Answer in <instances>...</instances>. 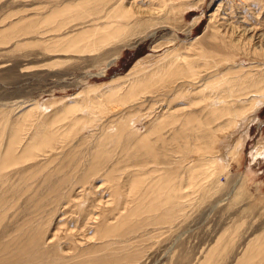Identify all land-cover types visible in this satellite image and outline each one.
I'll use <instances>...</instances> for the list:
<instances>
[{
    "label": "rangeland",
    "instance_id": "1",
    "mask_svg": "<svg viewBox=\"0 0 264 264\" xmlns=\"http://www.w3.org/2000/svg\"><path fill=\"white\" fill-rule=\"evenodd\" d=\"M172 3L176 8L166 16L157 0H0V35L9 39L3 40L7 44H0V143L5 144L14 131L20 130L22 143L14 145V152L20 156L23 145L31 137L40 140L41 135L44 139L47 131L59 132L51 148L37 151L41 155L27 165L10 167L6 171L10 173L5 176L6 182H0V264H53L57 260H60L58 264H75L81 260L87 261L83 264H91L93 258H101L99 261L103 262L108 256H116L121 260L134 251L139 253L138 257L123 264H241L251 245L264 243V153L257 158L254 156L264 149V105L253 122L243 124L245 127L241 132L247 135L237 156L228 152L237 139L235 136L227 137L230 130L219 136L218 152L211 154L218 159L219 166L213 170L215 174L210 181L208 179L200 187L188 189L187 194H193L195 201L190 207L182 205L178 220L168 218L167 223L161 224H154L152 221L155 220H151L150 226L137 232L122 227V239L130 243L116 244L107 238V244L98 246L91 244L99 238L95 237V221L88 220L87 225L81 222L78 206L90 197V191H85L80 179L89 169L92 154L97 148L96 141L103 129L124 113L141 108L142 121L139 120L140 124H135V127L144 132L153 102H158L156 112H164L163 104L166 102L161 101L174 99L172 92L165 93V98L153 93L144 97L143 103L122 104L120 97L126 93L125 87L129 85L127 89H130L132 83H121L122 87L114 90L103 85L126 78L131 72L133 76L148 69L149 73L153 64L161 62V57L173 50L189 56L190 61L198 59L204 69L198 68V72L202 77H208L205 60H200L203 58L199 55L201 48L206 54L216 56V60L231 55L226 46L216 43L218 33L219 39L223 40L221 35L226 36L225 41L234 38L244 48L253 45L254 48L264 47V0H176ZM119 4L132 8L136 18L147 23V33L132 35L126 44L122 42L123 46L120 41L95 46L84 35L89 30L109 24L101 7L106 6L110 10ZM55 14L58 16L53 17ZM139 25L136 23L132 27L133 33L140 32ZM15 27L19 28L9 37L8 33ZM74 44H79L82 50L76 49ZM98 47L97 51L94 50ZM249 57L242 56L237 65L249 68ZM140 62L143 64L136 66L137 69L135 65ZM223 67L220 68L222 74L226 71ZM92 86H100L90 99L96 104L99 118L75 127L73 139L71 124L74 116L65 114L66 105L73 104L69 101L71 98ZM194 88L195 85L190 91ZM109 100L115 103L109 105ZM178 105L181 106L178 108ZM187 105L188 101L182 98L173 102L172 111L180 117L162 131L166 137H170L173 130H180L183 114L200 111L202 102L195 107L187 108ZM30 113L31 118L28 117ZM93 125L98 126L93 129ZM124 140L123 135L120 148H112L114 154L100 163L107 161L111 164L120 160L124 155ZM222 143L226 144L225 147ZM111 147L107 146V149ZM53 148L56 149L51 153L49 149ZM138 148L134 142L125 145L130 154ZM52 154L57 156L54 162L50 160ZM187 156L191 161H182L179 155L174 154L176 165L172 167L176 172L189 168L195 159H199L198 154ZM69 162L75 169L65 174L62 168ZM36 165L39 168L29 170ZM152 166L153 163L147 167ZM125 167L126 164L117 167L120 172L113 171L111 176H115L112 178L106 176L95 180L98 187L93 185V188L96 191L105 188L102 181L108 186L117 182L114 184H123L127 189L122 190L127 192L128 187L134 186V180L125 176L135 168ZM68 179L72 181L66 183ZM91 196L97 198L95 194L91 193ZM104 199L108 200L109 196ZM129 206L132 208L134 205ZM100 212L102 210L96 211L95 208L97 218ZM161 212L164 211L152 214L156 216ZM136 222L128 223L134 227ZM104 247V252L89 257L88 254L95 249ZM113 249L117 250L116 254H112ZM78 250L82 253L77 254ZM253 264H264V254L254 257Z\"/></svg>",
    "mask_w": 264,
    "mask_h": 264
},
{
    "label": "bare ground",
    "instance_id": "2",
    "mask_svg": "<svg viewBox=\"0 0 264 264\" xmlns=\"http://www.w3.org/2000/svg\"><path fill=\"white\" fill-rule=\"evenodd\" d=\"M175 1L176 0H157L160 5L159 7H162L161 11H164L166 16L175 10L176 6L172 3ZM105 7L101 8L102 11L106 12L104 14V19L109 21V24L89 30L87 34L84 35L85 38L86 36L88 39L90 38V41L92 40L95 46H107L117 41L126 44V41L132 39V35L147 33V23L145 24V22L136 18L135 11H133L132 8L130 9L124 4L116 5V7L114 6L110 10H107ZM56 16H58V14L53 15V17ZM141 16H143V13L140 14V17ZM136 23L140 24L139 27L142 31L140 30L138 33H133L132 27L136 26ZM18 28L19 27L11 29L8 36L10 37L13 35ZM77 35L79 36V34ZM219 35L218 33V36ZM218 36L216 43L226 46V50L231 51V55L223 57V60H216V56L209 53L206 54L201 48L199 55H203V58H200V60H205L206 66L208 67L207 70L209 71L208 77H204V75L202 77V74L198 72V68L204 71L198 59L190 61L189 56L177 53V50H173L171 53L161 57L163 59L161 62L153 64L151 66L153 69L150 70L149 73L147 72L148 69H145V71L141 70L134 73L132 76L133 72H131L126 78L124 76V78H118V80L110 84L103 85L108 88H113L114 90L115 87H122L121 83L127 84L131 82L132 85L130 89H127L129 85L125 87L126 93L120 97L122 99H120L122 104L130 102L131 105H134L141 101V103H143L144 97L153 93L164 97L165 93L172 92L174 99H168V102L165 99L161 101L162 103L166 102V104H163L165 108L162 106L164 112H156L158 108H156L155 105L158 102H153V105H151L152 111L148 114L149 119L144 117L147 120L145 125L146 130L144 132L135 127V124H140L139 120H141L143 116V113H141L142 110L141 108L137 110L133 109L134 112H126L124 116H121L117 121L108 124V126L103 129L100 138L96 141L97 148L92 154L89 169H87L83 175L84 177L80 179V184L84 183L83 187H86L85 191H90L88 194L90 197L78 206L83 225H87L88 220L95 221L93 223L96 233L95 237L97 238L98 236L99 238L95 243H91L94 244L93 246L105 243L107 238H110L109 242L115 241L114 243L116 244L126 243L128 240L122 239L120 233L122 227H128L130 230H133V232H137L139 229L150 226L151 220H155L152 221L154 224H161L164 221L167 223L168 218L174 221L178 220L179 216H181L182 205H189L190 207V205L193 204L194 195L191 193L187 194L188 189L192 186L200 187L203 181L207 182L208 179L210 181L213 174H215L213 170L216 166H219L218 159L211 156V154L215 155L218 152L219 148L217 149V144L220 140L219 136H224V134L230 130L227 137L235 136L237 139L234 140V144H232L228 152L234 153L237 156L243 148V138L247 135L246 132H241L244 130L243 127H245L243 124L249 121L253 122L256 115H258L260 107L264 105V47L254 48L253 45V47L248 46L244 48L234 38L225 41L226 36L221 35L223 40L219 39L220 36ZM79 39L82 40L84 38L80 37ZM3 40L7 41L9 39L6 36L2 37L1 34L0 44L5 45L8 43H3ZM79 44H74L73 46H75L76 49L82 50ZM121 46H123V43ZM189 46H191V44H189ZM100 47L94 48V50L97 51ZM197 49H199V47H197ZM242 56H250L249 61L251 66L249 68L241 64V66L237 65L239 58ZM252 58L256 60L254 61ZM223 63L228 65L227 68ZM140 64H143V62L138 63L135 67ZM222 65L226 68L224 74H222L220 70V68L223 67ZM135 67H133V69ZM147 73L148 75H146ZM130 75L132 77H130ZM135 80L137 81L135 82ZM201 82L204 83L198 87V84ZM194 85V90L190 91ZM98 88H100V86H92L69 100L73 104L66 105L67 108H65L64 112L65 114L72 113L71 116H74L71 124V133H74L76 130L75 127L79 126L80 123L84 126L89 121L98 120L97 118L99 117L98 114H96L97 109L95 108L96 104L94 101L92 102L90 100L92 99L91 96L94 95L93 91L99 90ZM176 89H178L177 94L174 93ZM116 92H118V90H116ZM203 93H206L205 96ZM135 96L138 97L134 98ZM179 97L182 98V100L188 101L187 108L192 106L195 107L199 103L201 105V102L202 105L199 106L201 107L200 111H197L195 114H183L182 116L184 118H182L184 120L180 125L181 128L179 127L180 130H173L172 135L166 137L162 131H164L167 126L174 124L180 117V115L179 117L174 115L177 113L176 111H172L174 109V107H172L173 102H178L180 99ZM82 99L85 100L84 103H82ZM175 99L178 100L174 101ZM108 102L109 105L110 103H115L114 100H109ZM180 106L181 105H178L177 107L179 108ZM138 114L141 115L138 116ZM31 116L32 113L28 115L29 118H31ZM144 116L147 115L145 114ZM93 126L94 129L98 125ZM57 133L59 132L47 131V133L44 134V139L42 135L41 138L38 137L40 140H37L35 136L31 137L23 145V151L20 156H17L14 152V145H21L22 143L20 130L17 129L13 132L12 138L5 142L6 146L0 143V152H4L0 154V182H6L5 176L7 177L10 175V173L6 171L9 170L10 167L22 164L27 165L26 163L29 164V162L38 158V155H41L37 154V151H41L48 147L51 148ZM75 133L72 136L73 139ZM123 135L126 144L128 145L130 142H134V144L139 147L138 150L130 154L128 152L129 149H125L126 144L124 143L122 149L124 155H122L121 159H127L128 161H122L120 159L116 162H111V164L107 161H105V163H100L102 159L105 160V158L111 157L114 154L112 148L113 150L116 147L120 148ZM179 140L181 141L179 142ZM222 144L225 147L226 144ZM107 146L112 147L107 149ZM55 149L56 148L49 150H51L50 152L52 153ZM263 153L264 149H262V153H258L257 151V154H254V156L257 158V156ZM174 154L179 155V158H181L180 160L186 162L191 159V157L187 155L198 154L199 159H195L194 162L190 164L192 167L187 165L189 168H184L183 171L181 170L178 173L176 172V168L172 167V165H176ZM56 159V154H52L50 160L54 162ZM182 161L179 162L182 163ZM151 163H153L154 166L151 168L147 167ZM121 164H126L125 168H128V166L135 168V170H132L130 173H126L127 175L125 176V178L129 180H134V186L132 188L128 187V191L124 192L122 189L126 188V186L123 187V184H114L117 183L114 182L108 186V183L104 181L101 183L105 188L97 191L94 189L95 187L93 188V185L97 186V184L94 183L95 180L97 181L101 177L106 178V176L112 178L115 175L111 176V174L120 172L119 169L116 168ZM37 165L29 168V170L39 168ZM198 165L200 167H198ZM21 168L23 167L21 166ZM74 169L75 167L71 166L69 162L62 168V171H65V174H69L73 172ZM102 171L104 172L100 173ZM181 172L184 174H181ZM122 178L124 177L122 176ZM30 179L32 178L30 177ZM104 180L107 181V179ZM70 181H72V179H68L66 183ZM192 190L195 191L194 189ZM91 193L95 194L97 198L93 199ZM105 193L106 196L104 197ZM107 196H109V199L105 201L104 198H107ZM96 201H99L98 205H95ZM129 204L134 206L130 208L131 206H129ZM95 208L96 211L102 210V213L100 212L101 214L98 216L99 218H97ZM160 210L164 212H161L159 215L155 214L156 216L152 214V212ZM124 211H126L125 214H123ZM113 221L114 223H112ZM128 222H136V225L133 227V225H131L132 223ZM107 243L108 241L105 244ZM128 243H130V241ZM262 245H264V243H255L251 245L250 248H248V252H246L243 257V263L241 262V264H253L254 257L257 258V256L264 254ZM100 246L102 247V245ZM105 248L106 247L95 249L92 254L88 255L89 257H93L94 254L104 252L103 250H105ZM113 251L112 254L117 253V250L113 249ZM78 253H82L81 250H78L77 254ZM138 254L139 253L134 251L121 260L116 256H108L103 259V262L99 261L101 258H93L91 259V264H123L124 262L134 261L138 257ZM88 255L84 256L88 257ZM58 261L60 260H57V262L55 261L56 263L53 264H58ZM84 262L87 261L81 260L77 263L75 262V264H83Z\"/></svg>",
    "mask_w": 264,
    "mask_h": 264
}]
</instances>
